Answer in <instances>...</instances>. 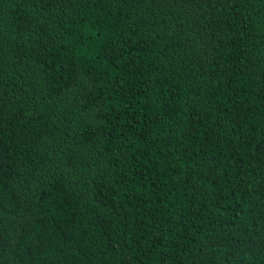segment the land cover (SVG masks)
Listing matches in <instances>:
<instances>
[{"label":"trees","instance_id":"trees-1","mask_svg":"<svg viewBox=\"0 0 264 264\" xmlns=\"http://www.w3.org/2000/svg\"><path fill=\"white\" fill-rule=\"evenodd\" d=\"M0 264H264V0H0Z\"/></svg>","mask_w":264,"mask_h":264}]
</instances>
